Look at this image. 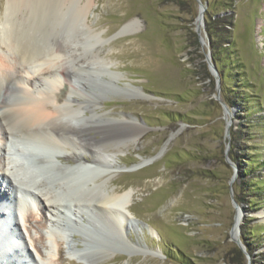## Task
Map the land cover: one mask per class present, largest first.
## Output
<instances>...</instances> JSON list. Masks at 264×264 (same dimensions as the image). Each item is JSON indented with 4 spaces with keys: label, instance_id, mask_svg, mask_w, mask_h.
<instances>
[{
    "label": "rangeland",
    "instance_id": "1",
    "mask_svg": "<svg viewBox=\"0 0 264 264\" xmlns=\"http://www.w3.org/2000/svg\"><path fill=\"white\" fill-rule=\"evenodd\" d=\"M91 1L90 28L83 21L87 32L76 44L83 45L79 53L90 57L94 34L88 30L100 33L101 56L112 66L98 67L104 75L85 74L87 81L79 86L90 102L99 104V114L129 118L143 128L135 141L112 151L116 172L105 176L112 178L110 190L133 193V215L127 216L124 237L99 224L86 238L76 226L69 227L72 236L61 243L40 241L50 233L42 215L32 224L19 217L20 225H10L11 234L0 233L14 241L7 242L9 248L1 246L10 253L6 261L19 264L13 258L23 253L29 264L57 262L60 244V264H83L71 248L84 249L82 255L93 262L99 259V264H264V0ZM6 7L7 0H0V27ZM134 19L133 34L116 36ZM65 26L61 23L59 30L65 32ZM79 28L66 36L69 41L81 38ZM2 48L0 52H7ZM213 53L225 77L219 91L207 62ZM110 74L119 79L106 83ZM59 92L67 99L70 86ZM218 96L232 114L228 155L230 116ZM74 98L79 100V94ZM20 99L19 89L10 88L6 100ZM231 153L240 163L250 158L260 165L244 163L242 173ZM19 154L28 166L45 173L50 186L61 179L54 167L43 168L47 156L34 150ZM228 159L238 168L232 186L235 169ZM81 184L71 186L68 194H85ZM234 201L242 212L240 239L247 255L231 237L238 214Z\"/></svg>",
    "mask_w": 264,
    "mask_h": 264
},
{
    "label": "bare ground",
    "instance_id": "2",
    "mask_svg": "<svg viewBox=\"0 0 264 264\" xmlns=\"http://www.w3.org/2000/svg\"><path fill=\"white\" fill-rule=\"evenodd\" d=\"M82 1L7 0L6 15L0 27V47L7 49V52H0V233H6L5 224L16 227L20 225V218L32 224L37 215H42L50 233L44 235L45 238L40 237V241H67V237L72 236L69 227L76 226L83 229L87 238L86 233L93 231L90 228H98L99 224L112 227L124 237V226L129 223L127 216L133 215L130 210L133 193L110 190L112 178L105 176L116 172L112 151L135 141L143 128L129 118L99 114V104L90 102L84 92L82 80L87 81L85 74H103L98 67H110L112 63L101 56L98 44L103 42V37L92 29L88 33L94 34L91 37L93 54L86 57L79 53L83 51V45L76 43L83 41L87 32L83 21L87 26L88 14L93 7L91 0L84 5ZM137 21L134 19L123 25L116 36L133 34ZM63 22H66L64 33L59 30ZM78 28L82 31L81 38L69 41L66 36ZM109 76L108 84L113 78L119 79L112 74ZM65 84L70 86L67 99L59 92ZM12 87L19 89L20 102L6 100ZM76 94H79V100L74 98ZM88 112L94 114L89 116ZM93 132L95 136H92ZM23 150H34L47 156L49 160L45 161L43 168L54 167L61 173V179H55L50 186L49 178L40 173L41 169L25 163L19 154ZM92 173L97 175L90 178ZM79 181L85 194L73 192L69 195L71 186ZM92 183L91 187L89 184ZM260 216L264 217V212ZM14 217H18L17 221L13 220ZM236 219L238 229L241 212ZM5 228L11 229L9 226ZM12 240V237L0 235V249L9 248L7 242ZM57 247L59 255L56 258L59 260L54 262L45 258L46 264H60L62 248L60 244ZM71 249L80 263L100 262L99 259L95 262L88 260L82 255L85 251L82 248ZM0 254V264H9L6 259L10 253L4 251ZM13 260L19 264L20 261L23 264L31 262L30 258L23 257V253H18Z\"/></svg>",
    "mask_w": 264,
    "mask_h": 264
},
{
    "label": "water",
    "instance_id": "3",
    "mask_svg": "<svg viewBox=\"0 0 264 264\" xmlns=\"http://www.w3.org/2000/svg\"><path fill=\"white\" fill-rule=\"evenodd\" d=\"M204 9H205V7H204ZM203 14H204V12L202 11L201 16H200L201 25H203V20H204L203 19V16H204ZM198 33L200 34V26L198 27ZM207 62L209 64L210 71L212 72V74L216 78V81H217V84H218V91H219L220 90V87H221V77H220V74L218 72V69H217L215 63L213 62L211 56H208L207 57ZM217 98H218V100H220V96H218ZM221 103L224 105V108H225L226 113L229 114V116H230V120L227 121V129H226V135H227V138L229 139V143H228L227 148H226V155H228L229 154V149H230V146H231V144H230V130H231L230 127H231V123H232V120H231L232 114L230 113L229 107L224 102L221 101ZM228 163L232 167H234V169H235L234 170L233 177H232L231 182H230V184L232 186L233 183L236 181V178H237V169L238 168L234 165L233 162L229 161V159H228ZM234 205H235V208L237 210V213L238 212H241V208H240L239 204L236 201H234ZM235 222H236V219H235ZM240 226H241V223L238 226L237 235H235V232H234V230H235V223H234V225L232 227V230H231V237L237 243V245L239 246V248L244 252V254L247 255V252L245 250V246L242 244V241L240 239Z\"/></svg>",
    "mask_w": 264,
    "mask_h": 264
},
{
    "label": "trees",
    "instance_id": "4",
    "mask_svg": "<svg viewBox=\"0 0 264 264\" xmlns=\"http://www.w3.org/2000/svg\"><path fill=\"white\" fill-rule=\"evenodd\" d=\"M213 49L215 50V47H213ZM214 50H213V52H214ZM213 62L215 63V65H216V67H217V69H218V72H219V74H220V77H221V81H222V83L224 84L225 83V77H224V72L221 70V69H219V63H218V59H217V55L216 54H214L213 53ZM225 101H226V103L229 105V106H233V104H234V102L231 100V99H227V98H225ZM245 102H248L247 100H245ZM230 157H231V159H232V161H234V162H236L237 163V165H238V167H240V169H241V172L242 173H246L245 172V170L243 169L244 168V163L245 164H254V165H256V166H259L260 164L259 163H257V161H254L253 159H250V158H248V159H246V161H244V163H240L238 160H237V157H233V153H231V155H230ZM257 178H258V176H257ZM258 180V179H257ZM248 188V186H245L244 188H242L243 190V192L244 191H246V189ZM263 192H264V190H263ZM236 199L238 200V202H240V199H239V195L236 197ZM242 202V201H241ZM244 240H245V237H242ZM245 244H246V246L247 247H249V245L245 242Z\"/></svg>",
    "mask_w": 264,
    "mask_h": 264
}]
</instances>
